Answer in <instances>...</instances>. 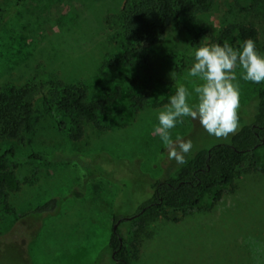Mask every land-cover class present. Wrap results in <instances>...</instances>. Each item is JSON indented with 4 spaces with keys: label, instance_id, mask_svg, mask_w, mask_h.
Instances as JSON below:
<instances>
[{
    "label": "rangeland",
    "instance_id": "374dc122",
    "mask_svg": "<svg viewBox=\"0 0 264 264\" xmlns=\"http://www.w3.org/2000/svg\"><path fill=\"white\" fill-rule=\"evenodd\" d=\"M0 5L9 9L0 27V88H23L32 108L30 131L0 140L1 151L13 149L6 162L20 182L6 206L0 205V264H93L97 256L99 264H113L108 240L114 213L124 218L117 227L127 237L131 264H264L262 172L238 169L233 189L212 207L202 202L186 211L136 213L151 194L149 184L177 164L154 134L158 112L179 85L192 92L201 83L186 79L194 52L217 40L192 44L185 29L168 25L161 44L150 50L152 89L145 106L137 108L132 96L141 86L131 82L135 76L147 80V71L107 62L122 50L117 33L123 0H24L20 5L0 0ZM234 20L257 28L258 52L264 55V0L251 12L232 0H215L189 26H208L217 34ZM241 73L238 67L235 83L240 104L250 113L264 83L245 81ZM55 79L85 87L89 99L116 87L120 96L98 114L102 127L84 122L82 137L69 139V119L60 115L62 126L44 103ZM171 134L173 140L177 135L191 140L193 150L218 140L190 117ZM93 153L129 162L118 161L123 185L87 161ZM52 196L59 199L57 213L42 220L26 215Z\"/></svg>",
    "mask_w": 264,
    "mask_h": 264
},
{
    "label": "trees",
    "instance_id": "16d2710c",
    "mask_svg": "<svg viewBox=\"0 0 264 264\" xmlns=\"http://www.w3.org/2000/svg\"><path fill=\"white\" fill-rule=\"evenodd\" d=\"M20 5L24 0H16ZM262 0H232L242 11H253ZM215 0H123L119 12V56L107 60L111 66L143 68L147 71L148 79L140 80L135 76L133 82L141 86L140 91L132 96L134 106L142 108L147 103L152 89L150 78V50L158 47L164 38L168 25L175 24L189 33L192 44L202 41L217 40L223 45L227 41L233 48L240 49L245 40L251 38L259 48V34L252 24L234 20L223 25L214 34L205 29L189 26L198 19L199 14L211 9ZM9 9L0 5V27ZM50 95L44 96V103L57 115L59 124L65 125L61 116L69 119L66 133L69 139L79 140L83 135L84 122H91L102 127L98 114L105 111L106 106L112 105L120 96V89L109 91L102 98H90L87 89L80 85L66 84L63 80L52 82ZM31 102L24 99L23 88L6 86L0 88V140L19 139L24 132L31 129ZM239 130L227 139L215 140L208 146L191 149L186 154L185 164H176L168 169L164 178H155L148 187L150 196L140 203L137 215L161 211L164 208L173 210H191L200 203L206 202L208 207L217 203L222 195L233 189L235 174L238 169L264 173V87L260 88L253 110L249 113L240 104ZM63 127L62 130H64ZM13 154V149H0V205L5 202L10 192L20 188V182L15 172L7 165V158ZM36 155V154H35ZM87 161L99 172L110 179L120 182L119 162L129 163L122 157L107 156L93 153ZM119 161V162H118ZM124 170V169H123ZM123 185V183L120 182ZM59 199L52 196L27 212V216L42 220L59 210ZM121 220L123 216L113 214V219ZM139 219V218H138ZM141 219V218H140ZM143 220V218H142ZM108 247L112 251L113 264H131L126 235L119 229L112 230ZM101 256H97L93 264H99Z\"/></svg>",
    "mask_w": 264,
    "mask_h": 264
},
{
    "label": "clouds",
    "instance_id": "9594fccd",
    "mask_svg": "<svg viewBox=\"0 0 264 264\" xmlns=\"http://www.w3.org/2000/svg\"><path fill=\"white\" fill-rule=\"evenodd\" d=\"M194 63L188 77L198 78L193 91L179 85L169 103L158 112V135L168 151V159L185 164V156L193 147L191 140L177 135L172 138L171 130L183 124L184 118L199 121L203 129L216 138H227L239 130L240 89L235 83L236 70L242 69L241 78L255 84L264 83V55H261L253 39L248 38L240 49L233 48L227 41L223 45L201 46L194 52ZM175 79V73L171 74ZM195 93V103L190 98Z\"/></svg>",
    "mask_w": 264,
    "mask_h": 264
},
{
    "label": "water",
    "instance_id": "95a60500",
    "mask_svg": "<svg viewBox=\"0 0 264 264\" xmlns=\"http://www.w3.org/2000/svg\"><path fill=\"white\" fill-rule=\"evenodd\" d=\"M134 216H136V215H134ZM134 216H132V217H134ZM130 218H131V217H130ZM119 221H120V218H119L118 220H116V223L113 225V230H114V231H116L117 224L119 223Z\"/></svg>",
    "mask_w": 264,
    "mask_h": 264
}]
</instances>
